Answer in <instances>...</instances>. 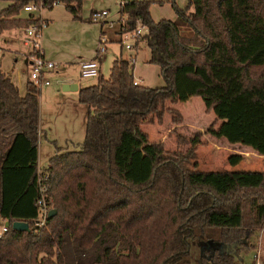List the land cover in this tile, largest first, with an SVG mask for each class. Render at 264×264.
<instances>
[{
    "label": "trees",
    "instance_id": "1",
    "mask_svg": "<svg viewBox=\"0 0 264 264\" xmlns=\"http://www.w3.org/2000/svg\"><path fill=\"white\" fill-rule=\"evenodd\" d=\"M30 1L61 3L80 18L81 0H11L0 9V31L35 22L19 16ZM150 1L119 7L146 26L134 44L147 48L164 85L133 82L129 58L112 59L107 77L77 88L87 107L82 140L55 146L41 171L39 87L27 79L19 92L0 70V264H189L190 241L201 246L200 264H240L236 248L264 228V170H201L191 161L204 133L264 149V0H171L173 19H153ZM190 95L213 105L220 121L204 131L174 127L182 115L166 102ZM164 111L173 148L141 127L161 123ZM44 173L54 212L37 225ZM13 220L27 226L12 228Z\"/></svg>",
    "mask_w": 264,
    "mask_h": 264
},
{
    "label": "rangeland",
    "instance_id": "2",
    "mask_svg": "<svg viewBox=\"0 0 264 264\" xmlns=\"http://www.w3.org/2000/svg\"><path fill=\"white\" fill-rule=\"evenodd\" d=\"M174 2V0H172ZM171 0H151L149 4V12L153 19L168 18L173 19L175 17V10L172 6ZM119 0H81L80 3V18H72L70 12L61 3H56L49 6L41 7L42 16L47 18L48 22L53 23L56 31L52 33L54 42L63 48V51L70 56L77 55L78 50L81 47V26L74 28L73 26L67 30L63 36L57 29L62 25L64 20L70 19L74 22L84 24L90 23L97 27L100 25L98 21H92L86 19L87 11L90 6L100 9L105 7L108 11L106 18L114 19L117 14ZM175 3V2H174ZM176 4V3H175ZM179 7V6H178ZM190 8V6H188ZM22 11V10H20ZM104 25V24H103ZM24 27H22L23 29ZM44 27L41 29L43 33ZM109 41H106V50L103 54L101 61L100 73L90 76H82L79 73V69L76 64L72 62L64 63L63 59H52L58 63L57 67L47 74L50 84L39 85L37 91L38 100V130L40 131L38 139V151H37V167L41 171L47 165L48 157L54 153V146L62 144L64 136L61 134L68 133L66 136L73 142L65 143L62 148L71 149L76 146V143L80 142L83 137L84 129V115L83 108L86 105L77 100V93L75 90H64L61 88V79L57 76L60 75L59 70L66 65L67 74L73 79L78 80L81 84L87 85L95 83L97 77H107L109 72L110 61L114 57V54L119 50V43L114 40L119 39V30L117 24L113 23L111 27H106L104 30ZM22 41L20 44L16 41H12V48H20L25 50L28 48L27 43L24 42V34L21 31ZM52 38H47V45L53 47V43L50 42ZM140 40V38H139ZM140 43V49L133 57V69L132 75L136 78L140 84L147 86H162L164 85V79L159 73L158 65L148 63L146 61L148 50ZM3 52V51H2ZM0 52V55L1 53ZM15 52H5L1 58V67L7 72V74L17 81L19 92L24 91V82L27 77V69L24 61V56L16 54V60H13ZM45 57L46 54H45ZM49 58V57H47ZM72 65V66H68ZM66 72V71H65ZM166 105L175 107L182 115V121L171 123V114L164 111L163 119L161 123H143L141 124L150 140H163L165 145L173 148L175 146L174 136L172 132H168L170 128L178 127L182 132L190 131L193 129H200L204 131L210 122L214 121L216 124L220 121L216 118L215 110L212 107L206 108L204 99L200 95H190L184 100H178L174 103L166 102ZM83 116V117H82ZM168 132V133H167ZM264 139V137H263ZM203 144L197 145L195 158L192 159V163L195 164L197 169H254L264 170V149L252 150L249 147L239 145L237 143H228L223 139H217L209 136L207 133L203 134ZM4 219L0 217V226ZM201 253V246L195 241H190L189 248V264H200L198 262V256ZM237 257L240 258V264H264V228L257 229L255 233L249 236L245 246L236 248Z\"/></svg>",
    "mask_w": 264,
    "mask_h": 264
},
{
    "label": "crops",
    "instance_id": "3",
    "mask_svg": "<svg viewBox=\"0 0 264 264\" xmlns=\"http://www.w3.org/2000/svg\"><path fill=\"white\" fill-rule=\"evenodd\" d=\"M10 2H11V0H0V9L3 8L4 6H6ZM174 2L179 7H184L187 4V0H174ZM53 4H56V3H53ZM118 4H119V2H118ZM49 7H51V6H49ZM96 9H98V8H94L93 6H90L88 8V11H87L88 13L86 15L87 16L86 19L91 20V19H89V14H90V12L92 10H96ZM100 9H105V7H100ZM118 10H121V8L119 6H118ZM187 10H191V6H190V8H187ZM29 13L30 12L27 11V10H22V11H20L19 16L26 17ZM107 13H108V11L106 10V15H107ZM35 15H36V13H35ZM39 15H40L41 18H43V19H45L47 21V18L44 17V16H42V14H41V8L39 10ZM106 15H105V19H107L106 18ZM116 16H117V14H116ZM115 19H116V17L114 19H108V20L114 21ZM72 26L74 28H79L81 26V34H82V37H81V45H84L85 46V47H81L78 50L79 52L77 53L76 56L75 55H71V54H70V56L68 54L65 55V53L63 51V48H61L60 45L57 44V42L56 43L54 42V38L52 36V33L55 32L56 29L53 26V23H51V22L49 23V25H48V22H47V25L44 26L43 33L40 34V48H41L42 54L44 56L46 54V56L49 57V59H63L64 60L63 61L64 63H68V62H72L73 61V63L76 64L77 67H78V63H77L78 59L95 58L96 61H97V74L100 73L101 61L103 59L102 58L103 57V54H104V52L106 50V43H104V49L102 51H100V52H97L98 35H99V33L101 31H104L106 27L104 25H102V23H100V25L97 27L94 24L90 25V23H88V24H84L83 23V25H82L80 22L77 23V22H74V20L67 19V20H64V22L59 27V29H57V32H60L61 35L63 36L67 32H64L62 30H67L68 28H70ZM21 31L24 34L22 27H12V28L3 29V30L0 31V52L3 51L1 53V55H0V70L2 72H4L6 75H8L7 72L1 67V58L3 57V55H4L5 52H10V53L15 52V55L16 54L23 55L24 56V61H25V64H26V69H27V75H26L27 77L25 78V82H26V80L29 79V77H28V69H29V65H28V63H29L28 53L30 52V46L27 44L28 45V48L25 49V50H22L20 48L17 49L16 47L15 48H12L13 47L12 46V43L14 41L18 42L19 44L21 42V44L24 45L23 41L21 40L22 39ZM47 38H52L50 40V42L53 43V47H49L47 45ZM107 41H109V40H107ZM114 41H117L119 43V50L114 54V57L112 59H114L117 56H122V57L127 58V59L130 56H133L134 57L135 54H136V52L140 49V43L139 42L137 44H134L133 48L126 49V48H124L121 45V43L118 40H114ZM15 55L13 57V60H16ZM69 60H72V61H69ZM57 62H56V66L55 67H53V68L47 70L46 72H44V77L48 79V83L47 84H43V85H49L50 84V80H49L47 74H49L51 72H56L57 73V71H52L54 68L57 67V65H58ZM68 66H72V65H68ZM64 67L65 68L62 67L59 70L58 73L60 75L57 76L59 79H61V84L62 83H67V82H74L76 84L75 88H73V89H67V90H75V91H77V88L79 86H84L78 80L73 79L72 77H70L67 74V68L68 67H66V65H64ZM132 67H133V62H132ZM9 78L17 86V81L14 80L10 76H9ZM133 79L136 80V81H138L134 77H133ZM25 82H24V86H25ZM17 88H18V86H17ZM64 90H66V89H64ZM82 108H83V114L82 115H84V119H85L87 107L85 106V107H82ZM39 134H40V131L38 130V135H37V151H38V142H39L38 139L40 137ZM67 135H69V134L68 133L61 134L60 135L61 137L64 136V140L62 141L63 143L62 144H57L55 146L62 147V146H64L65 143L73 142L72 140H70L69 137L66 138ZM55 146L53 147L54 148V151H55ZM37 170H39L38 167H37ZM201 170H207V169H201ZM3 222L4 223H2V225L0 226V229H1V227L5 226L6 221L4 220Z\"/></svg>",
    "mask_w": 264,
    "mask_h": 264
},
{
    "label": "built area",
    "instance_id": "4",
    "mask_svg": "<svg viewBox=\"0 0 264 264\" xmlns=\"http://www.w3.org/2000/svg\"><path fill=\"white\" fill-rule=\"evenodd\" d=\"M40 8V4H36L31 1L22 6V10L29 11L31 16L36 18L35 22H31L23 28V32L24 42L30 46V52L28 53V77L38 87L41 84L48 83V79L44 77V72L56 66V62L45 57L40 48L41 29L46 25V20L41 18L39 15ZM105 15V9H96L90 12L89 19L98 21L102 23V25L104 24L105 27H111L113 23H116L119 30L120 43L126 49L133 48L135 41L147 31V28L143 23H141L138 19H131L128 13L122 9L118 10L114 21L105 19ZM107 40V35L104 31H101L98 35L97 52L104 49V43ZM129 61L133 62V56L129 57ZM77 63L80 75L90 76L97 74V61L95 58L78 59ZM133 82H136V80H133ZM45 178V173L42 177L38 176L36 178L39 191V195L36 199L37 216L35 218V223L37 225L43 224L48 210L43 197V179ZM5 228V226L1 227L0 233L5 230Z\"/></svg>",
    "mask_w": 264,
    "mask_h": 264
},
{
    "label": "water",
    "instance_id": "5",
    "mask_svg": "<svg viewBox=\"0 0 264 264\" xmlns=\"http://www.w3.org/2000/svg\"><path fill=\"white\" fill-rule=\"evenodd\" d=\"M76 84L74 82H67V83H62L61 84V88L62 89H73L75 88ZM54 209L53 208H49L47 210V214L46 216L49 217L53 214ZM27 226V223L25 221L22 220H13L11 222V227L12 228H16V229H23Z\"/></svg>",
    "mask_w": 264,
    "mask_h": 264
}]
</instances>
